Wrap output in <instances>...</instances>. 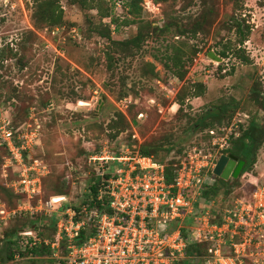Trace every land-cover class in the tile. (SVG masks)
<instances>
[{"label":"rangeland","instance_id":"obj_1","mask_svg":"<svg viewBox=\"0 0 264 264\" xmlns=\"http://www.w3.org/2000/svg\"><path fill=\"white\" fill-rule=\"evenodd\" d=\"M34 1L0 0V180L6 186L16 182L15 168L1 150V132L5 129L17 146H23L21 159L24 156L27 165L37 160L43 167L38 176L63 183L65 195L63 201L39 214L36 229H31L33 245L49 246L50 254H16L9 264H49L62 258L68 239L64 231L56 235V225L61 219L67 221L65 212L73 214L71 221L81 224L80 229L95 225L98 212L87 208L88 186L93 174H105L114 164L92 161L90 157H116L125 150L130 152L136 143L131 142L133 136L138 144L155 141L170 148L160 151L155 160L180 162L196 148L209 153L215 164L223 151L210 145L208 130L226 134L228 149L230 138L239 136L251 121L264 128V109L249 98L255 84L264 105V0H141V21L157 28L166 22L188 28L192 17L202 10L210 8L212 14L208 25L195 35L189 31L178 35L172 25L163 34L149 35L131 55L115 51L110 67L104 58L106 40L91 31L99 21L96 10L83 11L60 0L64 23L54 28L35 27L31 19ZM125 3L102 0V7L117 19L115 25L109 18L100 21L109 25L110 37L115 41L126 40L136 32L135 24L122 23ZM231 18L248 28L241 44L231 27ZM228 47L226 58L219 63L207 57L208 52ZM172 48H178L175 53L180 58L179 69L185 72L182 80L165 67L172 66L164 59L172 54ZM238 48L248 62L233 57L232 50ZM146 63L152 64L151 72ZM196 83L203 84V95L188 97L187 90ZM181 90L184 100L177 113L176 95ZM219 106L224 107L220 123L211 119L212 127L200 128V118L217 112ZM117 112L125 116L128 125L112 137L114 130H109L108 123ZM34 170L37 172V167ZM22 173L24 177L34 174ZM263 183L264 141L225 203L229 204L234 196L247 197ZM26 219L28 215L11 220L3 233L24 229L21 225L27 224Z\"/></svg>","mask_w":264,"mask_h":264},{"label":"built area","instance_id":"obj_2","mask_svg":"<svg viewBox=\"0 0 264 264\" xmlns=\"http://www.w3.org/2000/svg\"><path fill=\"white\" fill-rule=\"evenodd\" d=\"M207 133L212 147L226 149V134ZM1 139L11 157L7 160L10 164L18 162L20 167L18 181L11 187L15 193L24 194L26 201L10 211L0 203V245L8 222L22 213L30 216L47 212L64 199H37V205H31L30 200L40 193L38 173L43 167L37 160L28 165L23 162V146L13 145L9 131L2 130ZM195 149L179 162L171 183L165 182L162 163L137 151L125 150L116 157H90L114 164V174L102 189L109 212L95 215L94 234L79 245L72 239L81 224L73 223V214L65 212L67 221H58L56 235L64 231L68 246L65 255L53 264H176L191 240L208 244L204 264H264V186L256 187L248 199L235 200L231 208L222 211L219 222L211 223L208 209L198 210L195 202L215 164L209 153ZM24 171L34 174L24 177ZM186 219L188 224L184 223ZM19 235L23 243L30 237L35 239L32 231H20Z\"/></svg>","mask_w":264,"mask_h":264},{"label":"trees","instance_id":"obj_3","mask_svg":"<svg viewBox=\"0 0 264 264\" xmlns=\"http://www.w3.org/2000/svg\"><path fill=\"white\" fill-rule=\"evenodd\" d=\"M68 3L72 5H77L81 10L90 11L92 9L96 10L98 15V25L92 26L91 31L94 32L98 37L106 40L107 49L104 58L107 62V67L111 66L112 54L117 51L121 54H132L139 50L141 44L145 41V39L154 34H163L166 31H169L171 26L173 25L175 31L178 35L185 34L186 31H189L190 34H197L202 31V29L208 25L209 14H212V10L204 9L197 16L192 17V21L190 23V27L180 28L177 24H169L164 23L161 27L157 28V26H153L151 23L145 22L143 23L140 19L142 8L140 6L141 0H126V3L123 4V9L125 11V18L122 21L124 24L133 23L136 25V32L134 36L122 40L115 41L110 37V29L109 25H103L100 21L105 18H109L112 24H117V19L113 18L110 14L108 8L102 7V0H66ZM155 3H167L174 2L175 0H153ZM60 0H35L33 11L31 14V19L33 25L35 27H48L54 28L59 27L64 23L63 20V10L59 5ZM236 4V3H235ZM237 5V4H236ZM232 20V26L234 32L239 36L238 43L241 44L244 40H246L248 34L247 26H243L242 22ZM228 48H223L218 52H214L215 55L219 56L221 59L226 58ZM178 48H172V54H168L164 56L165 61H171L172 66L169 68L167 64H165L166 69H169L172 75H174L178 80H182L184 77V71L180 70V58L177 53ZM232 55L234 58L242 61L243 63L248 62L247 58L244 57L243 52L238 49L232 50ZM145 66L152 71V64L146 63ZM183 90H181L176 95V102L179 106L177 113L181 111V107L183 105L184 96L182 95ZM204 93V86L201 83L193 84L192 89L187 90L188 97H200ZM260 93L255 84H252L250 88V100L253 103L258 104L262 109H264V105L259 101ZM11 98V96H8ZM219 110L217 112H209L206 113L204 118H200L198 122V126L200 128H210L212 127L211 119H215V122L220 123V116L224 111L223 106L217 107ZM134 120V118H132ZM135 121V120H134ZM133 121H131L132 123ZM127 119L123 114L117 112L115 114L114 120L108 123L109 130H114V134L112 137H115L119 132H123L127 127ZM132 137V138H131ZM232 137V136H231ZM13 139V138H12ZM130 139H133L131 142H138L136 137L130 136ZM13 141V145L17 146L16 142ZM264 141V128L260 126L254 120L250 122L248 127L244 130H241V133L236 138H230V147L220 154V156H233L236 158L237 162H242V167L236 177L229 176L227 179H222L219 175H215L212 173V170L207 173V178L201 184L199 188V195L196 197L195 206L198 210L203 211L208 209L209 212V221L211 223H217L220 221V216L222 211L226 208H231L235 200L240 197L234 196L233 200L229 203H225L226 197H228L232 188L238 186V179L246 175L249 168L253 164V159L256 150L260 146V144ZM136 143H134L136 145ZM133 145L132 151H137L140 156L152 157L154 160L158 156V153L163 149L165 151H169L170 148H166L164 143L160 142H148V143H140L135 146ZM1 150L8 154L7 159H11L9 151L5 145L1 146ZM116 155V154H115ZM23 157V162L26 164ZM158 163H162L164 166V178L166 183H171L173 178V171L177 168L179 162H174L173 160L163 162L162 160H155ZM2 159H0V163ZM216 163V162H215ZM11 167L15 168L13 174L16 176V181H18V174L20 171V167L11 162ZM114 174V165L109 170V172L105 174H97L92 175V183L88 186L89 194H88V202L87 208L88 210L94 209L100 213L109 212V208L107 206V196L102 193L103 186L107 182L108 179ZM2 176V175H1ZM51 181V184L49 182ZM4 182V180H3ZM0 180V203L3 205L4 209L10 211L18 206V204L24 203L26 198L24 194H17L13 191L11 185L6 186L5 183ZM264 186V183L262 184ZM253 191V190H252ZM246 197H241L243 199H248L250 194ZM101 194L100 199H97V196ZM64 185L59 182L53 183L52 180H48L44 177L40 178V193L37 196H34L30 203L34 205L36 200L40 197L43 200H48L53 196H63ZM40 198V199H41ZM34 202V203H33ZM27 216L25 214H20L14 219H18ZM29 216V215H28ZM39 214H33L29 216V219H26L27 224L21 225L24 227L22 230H18L14 228L12 231H5L3 233V239L1 240L0 245V264H9L13 261L14 258L19 256H47L50 254L51 250L49 246H44L40 244V246H36L32 243V240L28 239L26 243H23L24 238L19 235L20 231H32L36 229V221H39ZM95 222V221H94ZM44 227L47 226L46 223L43 224ZM32 229V230H31ZM33 232V231H32ZM95 232V225H91L87 228H81L77 235L75 236L74 244L79 245L89 237H91ZM28 244V245H27ZM207 249L208 244L206 243H197L194 240H191L187 247L184 250V255L180 258L176 264H204L207 259ZM17 254V255H16ZM52 261H49V264H52Z\"/></svg>","mask_w":264,"mask_h":264},{"label":"water","instance_id":"obj_4","mask_svg":"<svg viewBox=\"0 0 264 264\" xmlns=\"http://www.w3.org/2000/svg\"><path fill=\"white\" fill-rule=\"evenodd\" d=\"M207 57L211 60L219 63L221 58L215 55L213 52H208ZM242 167V162H236V158L233 156H219L213 167L212 173L219 175L222 179H227L229 176L236 177Z\"/></svg>","mask_w":264,"mask_h":264},{"label":"flooded vegetation","instance_id":"obj_5","mask_svg":"<svg viewBox=\"0 0 264 264\" xmlns=\"http://www.w3.org/2000/svg\"><path fill=\"white\" fill-rule=\"evenodd\" d=\"M236 162H237V160H236Z\"/></svg>","mask_w":264,"mask_h":264}]
</instances>
